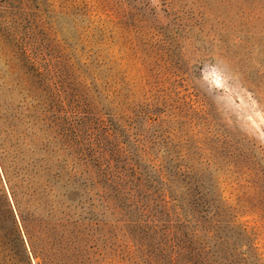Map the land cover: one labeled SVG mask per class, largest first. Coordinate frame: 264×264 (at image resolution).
<instances>
[{"label":"rangeland","instance_id":"1","mask_svg":"<svg viewBox=\"0 0 264 264\" xmlns=\"http://www.w3.org/2000/svg\"><path fill=\"white\" fill-rule=\"evenodd\" d=\"M0 7L69 182L32 215L0 168V264H264V0Z\"/></svg>","mask_w":264,"mask_h":264},{"label":"trees","instance_id":"2","mask_svg":"<svg viewBox=\"0 0 264 264\" xmlns=\"http://www.w3.org/2000/svg\"><path fill=\"white\" fill-rule=\"evenodd\" d=\"M5 12L0 7V168L18 206L53 217L66 203L69 185L56 116L42 74Z\"/></svg>","mask_w":264,"mask_h":264}]
</instances>
